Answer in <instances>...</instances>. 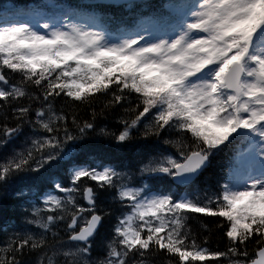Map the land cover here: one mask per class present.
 Listing matches in <instances>:
<instances>
[{"label": "snow or ice", "instance_id": "snow-or-ice-1", "mask_svg": "<svg viewBox=\"0 0 264 264\" xmlns=\"http://www.w3.org/2000/svg\"><path fill=\"white\" fill-rule=\"evenodd\" d=\"M9 145L0 264H264V0L0 4Z\"/></svg>", "mask_w": 264, "mask_h": 264}, {"label": "trees", "instance_id": "trees-1", "mask_svg": "<svg viewBox=\"0 0 264 264\" xmlns=\"http://www.w3.org/2000/svg\"><path fill=\"white\" fill-rule=\"evenodd\" d=\"M60 104L58 103L57 104V107L59 108ZM99 108V104H97V109ZM88 111L89 110H85V111H82L80 113L81 116H83L84 118H87L88 116ZM100 124L102 126L106 125L108 128L110 129H118V125L115 123V121L111 118H109L108 120H104V121H100ZM87 143L89 144H94V143H97L96 141H88ZM105 143V141L103 140H100L99 141V144L100 145H103ZM16 146L19 147V144H20V140H17L15 142ZM12 145H9L8 148H5L3 150H0V158H2L8 151H10ZM216 165H217V160H213V166L210 167L208 169V171L205 173L206 176H209L211 175L210 173L212 168H213V171H216ZM203 178V177H202ZM15 201L14 200H8L6 201V203L8 204H12L14 203ZM81 203H83V201H81ZM98 203L100 204L101 207H107L109 205H111V197L109 194H103L101 197H100V200L98 201ZM196 215L200 220H203L205 222H211L213 218H210V217H204L203 215H199V214H194ZM9 220L10 223H15L17 221V215L16 213H14L13 211H7V212H3V211H0V221L2 220ZM190 223L192 224V227L195 230H198V225H197V222L196 220H192L190 221ZM3 237H4V234L3 232L0 231V241L3 240ZM218 237H219V234L214 232L213 234V237H212V242L211 244L209 245L213 250H215L217 248V245H218ZM219 247L222 249L224 247V243L223 242H219ZM161 259V264H163V257L160 258ZM199 264V262H198Z\"/></svg>", "mask_w": 264, "mask_h": 264}, {"label": "bare ground", "instance_id": "bare-ground-1", "mask_svg": "<svg viewBox=\"0 0 264 264\" xmlns=\"http://www.w3.org/2000/svg\"><path fill=\"white\" fill-rule=\"evenodd\" d=\"M8 2H10V0H0V4H5V3H8ZM11 2L15 3V0H11Z\"/></svg>", "mask_w": 264, "mask_h": 264}, {"label": "rangeland", "instance_id": "rangeland-1", "mask_svg": "<svg viewBox=\"0 0 264 264\" xmlns=\"http://www.w3.org/2000/svg\"><path fill=\"white\" fill-rule=\"evenodd\" d=\"M5 221H6V219L5 220H2V221H0V224L1 225H3L4 223H5ZM7 221H9V220H7ZM10 222V221H9ZM0 231H2V230H0Z\"/></svg>", "mask_w": 264, "mask_h": 264}]
</instances>
